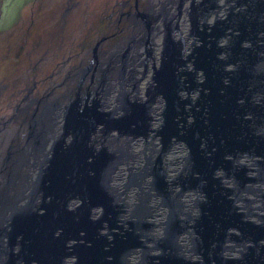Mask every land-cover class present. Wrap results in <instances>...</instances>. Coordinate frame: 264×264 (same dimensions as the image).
<instances>
[{
	"label": "flooded vegetation",
	"instance_id": "1",
	"mask_svg": "<svg viewBox=\"0 0 264 264\" xmlns=\"http://www.w3.org/2000/svg\"><path fill=\"white\" fill-rule=\"evenodd\" d=\"M3 1L5 0H0V14L2 10L6 13L7 9L13 6V11H16V7L23 11L28 8L29 17L26 19L23 14L15 17L16 20L21 18L19 27L16 26L18 21L9 20L4 28H0V34L6 36L4 49L6 52L0 53V181H4L9 176L10 169L12 171L14 167L21 165L22 169H25L23 177L27 175L31 178L27 182L26 189L29 193L30 182L36 178L39 170L44 168L53 152L59 153L70 143V138L68 139L64 133H69L73 137L77 133L68 130L67 120L79 119L83 110L89 111L93 108L95 110L93 117L95 120L96 117L98 118L94 122L93 130L86 134V144L96 149L105 148L118 156L113 163L114 169L107 179L114 204L119 209L114 222L122 224L118 222L121 220L123 226L128 219H136L138 223L144 222L146 224L145 229L142 230L143 235L153 225L150 217L152 206L145 201L144 209H139L136 204L130 212V217L123 220L120 192L123 181L125 185L130 182L137 184L138 195L142 198L150 193L158 196L161 205L168 209L167 218L161 223L163 229L170 213H176V220L178 214L179 217L184 218L181 213L185 210L184 203L178 195L185 191L183 189L191 188L185 187L189 184L188 168L183 171L182 179L172 184L174 177L179 176L182 171L178 173L174 170L172 158L178 150L186 148V143L184 144L182 139H177L171 132L180 118H189L190 104L186 93L189 92L188 86L193 84H189V80L193 78L196 81V79L191 67L193 66L194 69L189 57L190 52L186 51L190 62L185 61L183 46L184 44L185 48L187 46L188 38L191 37L190 31L196 33L195 37H199L202 31L212 30L221 36L220 39L233 35L226 29L232 24V19L226 18L224 14L219 15L221 11L216 10V7L220 6L218 0H35L34 2L38 3L36 8L32 4L28 6L25 0ZM9 18L7 17V20ZM261 19L264 20V17L262 16ZM16 29H22L24 34L17 35ZM207 38L211 39V37ZM199 39L193 48L203 44V39L200 37ZM204 44L208 45L209 42ZM165 45L169 46V55L165 54ZM180 49L182 51H179ZM111 55L113 62L104 63V60ZM162 64L167 68V76L170 69L176 73L177 77L174 81L178 86L176 92L171 87L168 89L163 87L156 78V72L158 76L160 75L158 71ZM99 67L114 68L108 72L101 70L95 75ZM161 75L165 74L161 72ZM201 81L200 78L197 82ZM155 89L158 92L154 93ZM116 99L119 100L117 107ZM168 99L171 102L172 114L165 123ZM125 102L140 106L139 112L136 113L142 118L140 126L136 127L132 121H129L128 126L123 129L115 126L113 119L124 113L122 108ZM127 113L131 114L129 111ZM136 114L124 116L125 119H129ZM35 118L40 119L42 123L41 131L36 130L33 122L30 121ZM249 118L252 122L256 119L257 123L251 127L254 128V132L262 136L261 140L264 144L263 135L257 131V127L264 121V115L255 118L250 112ZM28 134L34 138V142H37L34 144L35 148L38 147L41 139H46L40 157L33 153L32 140L28 138ZM93 142H97L98 145L95 147ZM145 142L151 145H149L150 150L144 155V163L137 169L131 168L136 160L135 149ZM185 150L183 159L184 156L186 159L189 155L188 147ZM144 152L145 150L142 149L139 154ZM235 154L239 155L240 152L236 151ZM241 154L258 157V160L254 161L257 171H249L245 163L237 162L228 155H226L229 160L227 167L219 166L215 169L214 175L219 177L220 183L227 189L225 197L228 200H231L230 194L235 191L236 182V174L233 176L230 173V165L240 168L243 174L237 191L264 177V174L262 175L264 171L258 170V165L263 160L262 156L247 152ZM86 160L92 158L87 156ZM151 160L154 161L153 165H149ZM120 163L126 165L127 173L121 169ZM238 163L247 168L245 173ZM260 164L264 165V161ZM154 168L158 170L156 172L162 174L167 196L157 194L152 188L155 173L151 174L150 170ZM174 171L178 174L173 177ZM132 173H137L138 179L128 181ZM145 174H149V180ZM247 175L251 176L250 180H245ZM121 178L123 180L119 183ZM144 179L148 180L150 190L142 183ZM224 179L230 182L226 183ZM232 180H234L233 185H231ZM204 187L205 179H202L201 188ZM201 188L198 190L197 199L204 197V189ZM175 194H178L176 199L173 198L177 202V209H172L168 200ZM256 195L264 202L263 188ZM76 203L77 201L69 204V207ZM136 209L140 215L138 219L133 215ZM235 210L242 212L237 206ZM4 219L3 216L2 220ZM255 222L259 225L263 220L260 218ZM107 225V221L103 222L100 231L102 232L104 227L107 228ZM235 233L242 235L244 240H252L250 234L237 228ZM234 236L229 235V238L236 242ZM140 238L142 239V236ZM176 243L180 250L181 242L178 236ZM144 244L149 246L145 241ZM251 246L254 249L256 243L253 242ZM73 258V255H69L65 260H73Z\"/></svg>",
	"mask_w": 264,
	"mask_h": 264
},
{
	"label": "water",
	"instance_id": "2",
	"mask_svg": "<svg viewBox=\"0 0 264 264\" xmlns=\"http://www.w3.org/2000/svg\"><path fill=\"white\" fill-rule=\"evenodd\" d=\"M259 4L260 1L257 6ZM263 22L261 18L244 21L239 18L236 21L239 31L227 37L223 44L218 43L221 36L215 30L202 31L199 37L203 39V44L196 45L189 54L194 68H200L204 74L200 83L193 78L189 80V84L208 89L201 92L204 109L193 113L192 122L180 118L171 133L177 139H182L188 147L186 167L189 170V184L185 187L200 190L202 179H205L204 197L197 199V214L192 224L197 236L193 250L200 252L199 259L187 258L176 243L190 215L178 221L176 213L169 214L162 236L157 237L155 246H152L160 248L157 254L150 253L148 249L151 247L140 238L146 223L128 219L123 226V223L114 222L119 209L114 204L107 179L118 156L113 151L96 149L86 144V134L93 130L98 118L95 120V110L91 108L89 111L83 110L79 119L71 118V122L67 120L68 130L77 131L73 141L63 151L53 152L44 168L39 170L36 178L30 182L27 202L24 205L14 204L8 213L3 214L4 218L9 215L3 225L0 224V264H129L127 255L134 248L143 250L141 264H264V243L260 242L256 243L254 249L249 247L241 257L222 256L221 249L229 227L250 234L252 241L258 242L264 237V215L261 217L263 223L259 225L244 219L243 212L235 210L233 199L225 197L227 189L214 175L217 167L226 166L229 161L226 155L235 154L236 151L240 154H258L263 158L260 163L264 161L262 136L251 127L257 123L256 119L252 122L251 118H247L243 123L236 121L233 113L234 109L249 108L255 118L264 115V101H254L250 94L244 99L247 105L239 106L236 103V97L245 91V86H240L239 81L248 80L250 73L246 69L252 60L262 57L258 52L260 49L263 52L264 42L261 43L263 38L258 32L264 31ZM246 38L252 40L253 47L242 44ZM206 42L209 44H204ZM223 51H227V58L219 55ZM165 54L169 55L168 45H165ZM239 56L245 58V64L239 65L229 74L222 65L229 60L236 61ZM260 71V74H257L256 69L250 71L257 76L251 88L252 93L262 85L264 71ZM158 72L160 75L157 78L161 85L166 89L171 87L176 92V73L170 69L167 76L165 64ZM161 72L166 76H162ZM224 75L228 78L226 82L222 80ZM170 104L168 99L165 123L172 114ZM122 109L124 113L113 119L118 129L127 127L129 121L136 123L141 119L136 114L139 112L138 105L125 102ZM128 111L136 115L125 119L124 115H131ZM79 134L82 136L79 137ZM87 156L92 160H86ZM260 163L258 170L261 172L264 171V165ZM239 165L245 173L247 168L241 163ZM154 170H150L151 174L155 173L152 188L157 194L167 196L162 174ZM184 170L172 182L180 181ZM250 177L247 175L245 180H250ZM72 199H77V203L69 207ZM96 208L99 212L92 216ZM134 213L138 219V210H134ZM105 221L110 235L100 231ZM230 235H235L233 239L236 242L243 239L242 235L236 233ZM69 255H73V260H65Z\"/></svg>",
	"mask_w": 264,
	"mask_h": 264
},
{
	"label": "bare ground",
	"instance_id": "3",
	"mask_svg": "<svg viewBox=\"0 0 264 264\" xmlns=\"http://www.w3.org/2000/svg\"><path fill=\"white\" fill-rule=\"evenodd\" d=\"M258 1H260V4L258 5V6H256V10H250V8L249 7H247L248 8V10H247V12L248 13H252L253 15H252V17H250V15L247 17V16H245V12L244 11H237L236 12V16H240L241 18L240 19H242L243 21L244 20H246V19H251V18H258L259 19V15L262 13V12H264V0H258ZM218 3H220V6H218V7H216V10L217 11H221L220 13H219V15H223L224 14V16H226V18H230V19H232L231 18V15L234 13V10L236 9V7L238 8H244L243 6H242V0H218L217 1ZM231 4H234V5H231ZM257 4H258V2H257ZM256 4V5H257ZM247 5V4H246ZM231 8H232V10H231ZM245 10V9H244ZM246 11V10H245ZM235 20L237 21L238 20V17H235ZM234 20V23L232 22V24H230L226 29H228V31L227 32H230L231 31V33H233V34H235L237 31H239L238 29H237V24H236V21ZM263 26H264V22H263V24H262ZM261 32H264V31H260V32H258L259 33V36H261L260 34H261ZM190 33V35L192 36V38H193V41L191 42L192 44H195L196 43V41L199 39V37L197 38V37H195L196 35V33L194 32V31H190L189 32ZM195 35V36H194ZM263 39L262 40H264V35L263 36H261ZM229 38V37H228ZM200 40V39H199ZM225 41V39H223V38H221V39H218V42H221V43H223ZM245 42H250L251 43V46H249V47H253L252 45H254V43L252 42V40L251 39H244L243 41H242V44H244V45H246V43ZM188 44H189V41H188V43H187V48H189L188 47ZM194 46V45H193ZM187 48H185V44H184V46H183V51H184V54H185V56H186V59H185V61H188V62H190V59L188 58V55H187V53H186V51H187ZM193 48V47H192ZM264 51V50H263ZM260 52H262V49H260L259 50V55H260ZM222 54H224L225 56H226V54H227V51L225 52V51H223L222 53H221V55ZM224 56V57H225ZM264 60V55H262V57L260 58V59H256V60H252V62L250 63V65H249V67H248V69H246L247 71H249V73H250V76H249V78H248V80L246 79V81L245 82H241V81H239V83H240V86H245V91L243 92V93H241V94H239L237 97H236V103L239 105V104H245V105H247V103L246 102H244V99L246 98V96H248L249 97V94L251 95V99H253L254 101H264V96H261L258 92H264V84H260L259 86L260 87H258V89L259 90H257L256 92H254L253 91V93L251 92V88H252V86L256 83L255 82V80H256V77L257 76H255V75H253L250 71L251 70H255L256 68H257V64H259L260 62H262ZM245 64V58L244 57H242V56H239L238 58H236V61H231V60H229V61H226L223 65H222V67L223 68H225V70L229 73V74H231L232 73V71H234L235 69H237V68H239L238 66L239 65H241V64ZM192 67V71L194 72L193 73V75H194V78L196 79V82L201 78V80H203V78H204V74H203V72L201 71V69L199 68V69H196V68H194L193 69V66H191ZM114 68V67H113ZM113 68H111V70L113 69ZM108 69L109 68H104V69H102V68H100L99 67V69H98V73L101 71V70H107L108 71ZM97 71V70H96ZM195 72H197L198 74H196ZM95 73V72H94ZM123 76V75H122ZM158 77V74H157V72H156V78ZM118 78H120V77H118ZM154 78V77H153ZM158 79V78H157ZM227 77H226V75H224L223 77H222V80H224L225 82L227 81ZM155 80V79H154ZM255 82V83H254ZM121 84V83H120ZM189 87V92L188 93H186L187 94V99H188V104H190V108H189V114H188V117L189 118H187L186 120H188L189 122H192V120H193V118H194V116H193V113L195 112V114H196V110H198V109H200V110H202V109H204L203 108V105H202V96H201V92L202 91H207L208 89H205V88H201V86H199V85H191V86H188ZM155 92H158L156 89L154 90V93ZM159 92L161 93L162 91L159 89ZM163 95V94H162ZM194 95V96H193ZM197 95V96H196ZM164 96V95H163ZM164 99H165V96H164ZM250 99V98H249ZM250 99V100H251ZM119 100H120V98H119ZM119 100H117L116 99V107L119 105ZM186 103H187V101H186ZM140 107V106H139ZM155 110V109H154ZM153 110V111H154ZM160 110V109H159ZM65 111H67V106H65ZM233 113H234V116H235V118H236V121H240V122H243V123H245V121H246V119L247 118H249L250 117V109L249 108H246V109H234L233 110ZM187 114V113H186ZM155 115V114H154ZM165 115H166V113H165ZM186 118V117H185ZM184 118V119H185ZM31 122H33V125H34V128L36 129V130H39L40 129V127H41V125H42V123H41V121H40V119H36L35 118V120H33V119H31L30 120ZM141 121H142V118L141 119H139V120H137V122L136 123H134V125L136 126V127H138V126H140V124H141ZM157 121V120H156ZM42 130V128L40 129V131ZM115 131V130H114ZM257 131H260L261 132V134L263 135V137H264V121L262 122V124L259 126V127H257ZM111 134V133H110ZM64 135L69 139V142L71 143L72 141H73V139H74V137H73V135H71V134H69V133H64ZM28 136V138H30V139H32V141H31V147H32V151H33V153L34 154H36L38 157H40V153H41V149L43 148V147H45V145H46V139H41V142L37 145L38 147L37 148H35L36 146H34V144H36L37 142H34V138L31 136V135H27ZM72 136V137H71ZM143 136V135H142ZM113 137V136H112ZM144 137V136H143ZM123 138V137H122ZM44 140V141H43ZM103 140H104V137H103ZM183 141V140H182ZM43 142V143H42ZM138 142V141H137ZM114 143V142H113ZM183 143L185 144V142L183 141ZM110 144V143H109ZM93 145L96 147L97 145H98V143L97 142H93ZM104 145V144H103ZM185 146H186V148H187V145L185 144ZM49 147V146H48ZM47 147V148H48ZM145 148L148 150V149H150V146H149V143L148 142H145ZM186 148H184V150L182 149V150H178L176 153H175V155L173 156V158H172V166L174 167V170L175 171H178V173H179V171L183 168V167H186L185 165V162H186V159H185V156H184V159L182 158L183 157V155H185V149ZM36 149V150H35ZM131 149V148H130ZM134 149H135V147H134ZM172 149H174V148H172ZM175 150V149H174ZM176 151V150H175ZM170 152V151H169ZM9 153V154H8ZM8 157L10 158V150L8 151ZM169 154V153H168ZM174 154V153H173ZM231 159H233V160H236L237 162H242V163H245L247 166H248V169H249V171L251 170V171H253V172H255V171H257V165H255L254 164V161L255 160H258V157H256V156H249V155H246V154H239V155H236V154H229L228 155ZM164 157H166V155L164 156ZM136 158H138L137 156L135 157V159ZM33 159V158H32ZM132 159V158H131ZM164 159V158H163ZM130 160V159H129ZM133 160V159H132ZM136 160H134V162H135ZM252 161H253V163H252ZM20 162V161H19ZM45 162V161H44ZM133 162V163H134ZM3 163V162H2ZM27 163V162H26ZM121 164V163H120ZM131 164V163H130ZM34 165V164H33ZM122 165V164H121ZM128 165V164H127ZM250 165V166H249ZM29 166V165H28ZM27 166V167H28ZM37 166H38V163H37V165H36V167H35V170H36V168H37ZM131 167H132V165H131ZM30 168V167H29ZM170 168V167H169ZM121 169L122 170H124V171H126V165L125 164H123L122 166H121ZM25 170V169H24ZM119 170V169H118ZM220 170V172H222V170L221 169H219ZM174 171V172H175ZM189 171V170H188ZM26 172V171H25ZM35 172V171H34ZM127 172V171H126ZM177 172H175L174 174H173V177L175 176V175H177L178 174ZM123 175V174H122ZM146 176H148L149 174H145ZM3 176V175H2ZM1 176V177H2ZM22 177H23V175H22ZM147 178V177H146ZM150 178V177H149ZM230 178V177H229ZM1 179V178H0ZM14 179V178H13ZM28 179L30 180L31 178H28L27 177V182H28ZM34 179V178H33ZM115 179V178H114ZM122 179V178H121ZM121 179H119V180H121ZM171 179H173L172 177H171ZM6 178L4 179V181L2 180V181H0V186H2V185H4V183L6 182ZM24 180H26V178H24ZM147 181L148 180H146V179H144L143 181H142V183H144V184H146V187L148 188V190H150L149 189V187H148V184H147ZM174 181V180H173ZM224 182H226L227 183V181H225V179H224ZM8 183V182H7ZM10 183V182H9ZM257 183H259V184H257ZM172 184H176L175 182H172ZM250 185H245V187H244V190H246V189H253V185H255L256 184V186H258V185H262V184H264V179H260V180H258V181H256V182H253V183H249ZM177 186V185H176ZM179 188V187H178ZM183 188V187H182ZM261 188H263L264 189V186L262 187L261 186ZM260 188V189H261ZM117 189V188H116ZM11 190V189H10ZM13 190V189H12ZM129 190H130V187H128L127 185H126V187H125V189L124 190H122L121 192H122V194L124 195V197H125V200H124V198H121V200H122V202H123V210H124V212L121 214V217L123 218V220L124 219H127L126 217L130 214L131 215V211H130V205H131V201H130V194H128V192H129ZM183 190H185V191H183ZM182 191L183 192H181L179 195L178 194H175V196L176 195H178V197L180 198L181 197V199H182V201H183V203H184V207H185V210L184 211H182L181 213H182V215H185V217L187 216V215H190L191 216V218L189 219V221L185 224V225H183V227H182V229L180 230V232H179V234H178V237H179V240H180V242H181V246H180V252L183 254V253H185V256L187 257V258H193L194 256V254H192V250L191 249H188L187 248V246H186V240H188V241H191L192 239H191V236H192V234H195V232H194V228H193V226H192V224H193V222L195 221L194 219H195V217H196V214H197V208H196V200H197V193H198V190L197 189H192V188H187V190L186 189H183ZM173 191V190H172ZM181 191V190H180ZM6 192V191H5ZM148 193H150V192H148ZM240 193V192H239ZM25 195V194H24ZM24 195H21V196H24ZM5 197V196H4ZM27 197V196H26ZM26 197H24L23 199H21V200H17L20 204H22V202H25V200H26ZM21 198V197H20ZM145 198H146V200L149 202V204L152 206V214H151V216L150 217H152L153 219H154V221H152L153 222V225L150 227V229L148 230V231H146V233L144 234V235H142V237L144 238V239H142L143 241H145V242H153L154 243V246H155V244H156V242H155V239H156V237H155V235H157L158 233H160V229H159V226H160V224L163 222H161V218H163V216H165L164 214H163V212H165V209L163 208V206L161 205V203H160V200H159V198H158V196L157 195H155V194H153V193H150L148 196H147V194L145 195ZM241 198V197H240ZM10 200V199H9ZM234 200V204L237 206V208H239V207H242L240 204H239V202H237V200H238V198H235V199H233ZM77 201V199H74V200H72L71 202H70V204L71 203H73V202H76ZM1 204V203H0ZM1 207H2V205H0ZM0 207V208H1ZM96 209H98V208H96ZM95 209V211H94V213L92 214L93 216L94 215H96L98 212H99V210H96ZM131 210H133V209H131ZM151 213V212H150ZM196 213V214H195ZM194 214H195V216H194ZM243 214H244V216H246V213L245 212H243ZM155 217H158V218H156L155 219ZM165 219H166V217H165ZM178 219L181 221L182 220V217H179V215H178ZM156 221H158V222H156ZM190 221H192V224L191 223H189ZM118 222H121V223H123L121 220H118ZM118 227V226H117ZM116 227V228H117ZM104 229H106L105 227H104ZM232 232H235V227H229L228 228V230H227V233H228V236L224 239V242H223V244H224V247L221 249V254L222 253H224L226 256H231V257H238L236 254H238V252H240L241 253V256L246 252V250L249 248V247H252L251 245H248V246H246V241H248V240H244V239H242L241 241H239V242H234L233 240L231 241L230 240V238H229V235L230 234H234V233H232ZM102 233H106V234H108V235H110V232L108 231V230H106V232H102ZM162 233V232H161ZM251 240V239H250ZM262 241H264V237L263 238H261L258 242H256V241H253V242H255V243H264V242H262ZM1 242V241H0ZM227 242V243H226ZM230 242H232L233 244H230ZM253 242H252V244H253ZM229 243V244H228ZM254 243V244H255ZM153 246V245H152ZM152 246H150L151 248H149L148 249V251L151 253V251H153V249H156V250H159L160 251V248L158 247V248H153ZM245 249V251L244 252H241V249ZM225 250V251H224ZM195 251V250H194ZM186 252H188V254H186ZM143 253V250L141 249V248H134L133 250H131L130 252H129V254L127 255V259H128V263L129 264H141L140 263V257H141V254ZM158 252H156V254H157ZM198 253H200V252H198ZM196 254V253H195ZM140 255V256H139ZM222 256H223V254H222ZM197 257V256H196Z\"/></svg>",
	"mask_w": 264,
	"mask_h": 264
},
{
	"label": "rangeland",
	"instance_id": "4",
	"mask_svg": "<svg viewBox=\"0 0 264 264\" xmlns=\"http://www.w3.org/2000/svg\"><path fill=\"white\" fill-rule=\"evenodd\" d=\"M5 1H7V0H5ZM5 1H3V2H5ZM34 1L35 0H25L26 4H28V6L32 4V5H34V8H36V6L38 5V3L37 2H34ZM256 4H257V1L256 0H242V6L244 8H239V7L237 8L236 7V9L234 10V13L231 15L232 22L234 23L235 17H238V19L241 18L240 16H236L237 15L236 12L239 9H240L239 11H241V12L244 11L245 12L244 13L245 16L248 17L250 15V17H252L253 14L247 12V10H248L247 7H249L251 11L252 10H256L255 9L256 6H257ZM12 8H13V6H11L10 9H7L6 13H3L4 10H2V12H1L2 15L0 14V28H4L5 25L9 22V20L10 21L11 20L18 21V23L16 24V26L19 27L21 25V21H20L21 18H20V20H16L14 18L17 17V16H19V15L21 16L22 14L26 17V19L29 17V9L28 8H26L24 11L22 9L19 10V7H16V11H13ZM12 11H13V14H11ZM44 14H46V13H44ZM259 16H260L259 18H261L262 16L264 17V12H262ZM7 17H10V18L7 20ZM16 31H17V35L18 34H24V33H22V31H23L22 29H16ZM188 35H189V33H188ZM260 35L263 36L264 35V32H261ZM64 40H68V39L64 38ZM188 41H189V44H188V47L189 48H187V47L186 48H187V51L189 53V52L192 51V47L194 45V44L191 43L193 41L192 36L188 38ZM196 42H199V39ZM263 42H264V40H261V43H263ZM245 43H246L247 46H251V43L250 42H245ZM5 48H6V36L0 34V53H5L6 52V50H4ZM260 55H264V51L263 52H260ZM221 56L224 57L225 55L222 54ZM112 57H113V55H111L110 57H107L104 60V63H107L108 64V63L113 62ZM256 66H257V68H256L257 74L259 72H261L260 70H263L264 71V60L262 62H260L259 64H257ZM109 70H111V68H109L108 71ZM96 72L97 73L95 75L98 74V70ZM262 79H263V80H261L262 81V84H264V77H262ZM258 93L261 96H264V92H258ZM115 104H116V100H115ZM149 145H151V144L149 143ZM142 149L145 150V152L142 153V154H139ZM149 150L150 149L147 150L145 148V143H142L137 149H135V154H136V156L138 158H136V161H135V163L132 164V167L131 168H134V169L139 168L144 163V155ZM153 164H154V161L151 160V162H150L149 165H153ZM184 169H185V167H183L181 170H184ZM229 169H230V173L233 176L236 174L235 191L230 194V198L231 199L238 198L237 202H239V204L242 206V207H239V209L242 210V212H245L246 213V216H244L246 219H249L251 221H258L262 217V215H264V202H262L257 197L256 193L260 190L261 186L262 187L264 186V184H262V185L260 184L258 186H256V184H255V185H253V189H246V190H244V188H243L242 190L237 191V190H239L238 188H239L240 181L242 179L243 174H241L240 168H238V167L234 168L233 165H230ZM23 174H24V170L22 169L21 165L14 167L12 169V171L10 169V174H9L8 177H6V179H7L6 182L4 183V185L0 186V203H1L0 205H2V207L0 206L1 207L0 208V224L1 225H3V223L6 220V218L9 215L8 214L7 217L4 220H2L3 214L4 213H8V208L10 210V207L12 205H14V204H16V205L17 204L18 205H24L27 202V199L30 197L29 196V193H27V190H26L28 188L27 175L25 177H22ZM149 177L150 176H147L148 180H149ZM24 178H26V180H24ZM123 178L121 180H119V183L123 180ZM133 179H138V174L137 173H132V175L129 176L128 181H132ZM225 181H227V180H225ZM229 182L230 181H227V183H229ZM233 182H234V180H232L231 185L234 184ZM257 184H259V183H257ZM127 186L130 187V190L128 192V194H130V201H131L130 211H131V209H134V206L136 204H137V206H138L139 209H144L145 208V202H147V204H149V202L146 200L145 197L142 198L141 195H138L139 188L137 187V184H134L133 182H130L129 184H127ZM125 187H126L125 181H123L121 183L122 190H124ZM21 195H24V196H21ZM24 197H26L25 202H22V204H20L17 200H21ZM121 198H124V200H125V197L122 194V192H121ZM173 198L176 199V196L174 195V197H170V200H169L170 206H171L172 209H177V202ZM195 205H196V208H197V203ZM163 208L165 209V212H163V214L165 216H163V218H161V222H162L163 219L165 220V217L167 218V215H168V209H167V207L166 208L163 207ZM122 211L124 212L123 207H122ZM195 214H194V216H195ZM183 216H185V215H183ZM129 217H130V214L126 218L128 219ZM156 218H158V217H155V219ZM151 220L154 221V219L152 217H151ZM178 221H180V220L178 219ZM156 222H158V221H156ZM171 222L173 224V221H171ZM189 223L192 224V221H190ZM159 229H160L159 230L160 233H158L157 235H155L156 238L162 236L163 226H161V224L159 226ZM106 230H108V229H104V230H102V232H106ZM114 230H115V228H114ZM232 233H235V232H232ZM196 238H197L196 234H192V236H191V239L192 240L191 241L186 240V243H185L186 246H187V248L188 249H191L192 250V254H194L193 255L194 257L192 259H199L200 258V253H198L199 251L196 252V251L193 250V247L196 244V241L194 239H196ZM142 239H144V238L142 237ZM247 240L248 241L245 242L246 243V246L252 245V242L253 241L250 240V239H247ZM262 242H264V241H262ZM147 243L149 244V246L154 245L153 242H147ZM230 244H233V243L230 242ZM244 251H245L244 248L241 249V252H244ZM156 252H159V250L153 249V251H151V253H156ZM183 254L185 255V253H183ZM186 254H188V252H186ZM222 254H223L224 257H231V256H226L224 253H222ZM236 255L238 257H241V253L240 252H238V254H236Z\"/></svg>",
	"mask_w": 264,
	"mask_h": 264
}]
</instances>
